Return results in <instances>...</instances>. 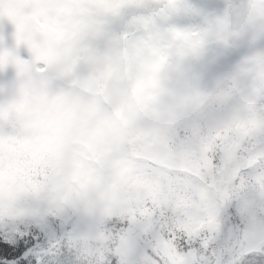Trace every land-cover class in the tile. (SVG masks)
<instances>
[{"label":"snow or ice","instance_id":"6c2138e0","mask_svg":"<svg viewBox=\"0 0 264 264\" xmlns=\"http://www.w3.org/2000/svg\"><path fill=\"white\" fill-rule=\"evenodd\" d=\"M255 5L264 9V0H244L242 6L254 9ZM18 6L19 12L14 11ZM232 7L230 4L226 13ZM181 15L201 16L203 23L180 27L174 20ZM257 19L259 25L252 28L264 35V16ZM54 21L65 29V71L73 66L71 80L82 84L98 81L95 94L107 106H113L125 95L128 83L135 81L136 87H143L145 81L139 76L145 70L158 74L170 60L199 59L210 42L227 47L245 32L238 27L226 32L223 17L204 14L189 0H0V24L8 22L14 28L13 47H7L0 35V71H7L8 67L19 71L23 37L45 30ZM118 24L122 26L120 30L116 29ZM256 59H245L248 67L232 78L227 89L200 93L196 111L187 109L183 98H179L168 122L155 130L162 141L155 149L158 156L174 163L196 160L200 165L199 176H174L170 180L172 187L211 185L208 215L195 233L181 230L179 238L174 239L178 222L163 204L135 222L115 215L97 223L69 213L49 215L43 221L0 217V235L18 242L15 247L0 243V257H18L33 247L32 234L52 232L64 235L51 247L66 242L69 254L75 255L74 264H167L160 255L161 240H174L184 255L180 264H246L249 257L256 260L254 254H264V225L250 231L240 228L225 236L227 213H238L243 218L242 203L234 191L241 193L244 203L251 202L248 197L254 200L257 196L264 201V122L243 138L222 139L229 124L235 126L226 118L233 104L243 101L246 109H264V57L259 58L258 67L254 66ZM98 66L103 70L97 71ZM32 71L46 80L52 79L54 87L71 84L46 64H36ZM4 104V98L0 99V110ZM217 104L223 107L218 108ZM137 137H130L134 144ZM253 185L259 188L258 193ZM122 230H126L128 238L122 255L106 250L101 234L116 236ZM111 247L108 242L107 249ZM191 249L197 250L194 259L189 255ZM101 251L103 261L99 259ZM257 264L264 262L257 260Z\"/></svg>","mask_w":264,"mask_h":264},{"label":"rangeland","instance_id":"374dc122","mask_svg":"<svg viewBox=\"0 0 264 264\" xmlns=\"http://www.w3.org/2000/svg\"><path fill=\"white\" fill-rule=\"evenodd\" d=\"M189 2L193 5L194 2H201V0H189ZM234 0H203L201 4V8L203 11H207V9H204V6L208 5L209 7H216L218 6L222 11H225V9L229 5L232 4ZM14 11L19 12V6L14 9ZM202 11V13H204ZM183 16V15H182ZM181 16V17H182ZM181 17L179 19H175L174 23L177 24L180 27H188L187 24L193 23L196 26H200L203 23L202 17L195 15L191 16L189 18H183L181 21ZM10 24V23H8ZM6 25V24H5ZM0 26H2L0 24ZM121 25H116V29L120 30L119 27ZM47 32L49 31L50 38L55 39V41H51L49 44V47L47 46L46 49L41 48L42 42L39 40L38 45H31L28 41V38L32 35L31 32H29L27 35H25L22 39L23 47L29 48L28 50H23L20 57L23 59L21 62L23 66H30L32 64H46L51 65L55 63L54 61L50 60L48 58L49 54H47V51L49 50L52 53L58 54L56 45L63 43L64 40V33L65 29L59 22H52L48 25H46ZM256 35L253 37V35ZM247 37L249 39H252L255 45V47L252 50H247L246 54L247 57L251 56L249 53L253 51L254 53L264 51V35H261V32L258 28H250L247 31L244 32L243 35H241L239 38L231 41L228 48L233 52L236 51L237 53H233L236 57H239V53L241 51L239 46V40L241 37ZM14 38V37H13ZM12 38V39H13ZM251 40V41H252ZM4 42L6 43L5 39ZM48 40H46L44 43L47 44ZM253 45V46H254ZM9 48L14 46L13 44H8ZM216 47L218 49H216ZM222 48L220 44L216 42H210L203 53V55L191 62H187L185 67L187 71L194 73L198 77L199 84H203V82H206L205 78L208 79H214L216 76L219 77L215 81V86H212L208 92H215L219 88H221L223 85L224 77L229 75V78H233L237 73V68L235 70L231 71V68L225 64V59L223 62H221V58L223 56L222 54ZM225 53V50L223 51ZM241 54V53H240ZM48 55V56H47ZM253 55V54H252ZM232 56V54H231ZM20 59V58H19ZM15 61V60H14ZM217 61L222 63L221 67H215L214 65L217 64ZM73 70V66H70L67 71L71 72ZM220 72L216 74L217 71ZM17 72L16 69L13 67H8L7 71H0V74H11ZM25 77V80L27 83L21 88V91L23 93H26L27 95H30L31 98L28 99V104L31 108L39 107L41 105H45V102H48L49 97L52 95L49 91V81L41 78L39 81L38 88H33L31 86L32 81V74H27ZM15 76H12L9 81H3L0 82V94L3 95L5 91L8 93L11 92V86L12 82L14 80ZM213 83V82H212ZM98 87V83L96 82H89L87 85V94L89 96L86 100H81L77 107H72L69 109V112H78L80 115V118L82 121L87 122L90 119H97V125L93 133V140L90 144V150L96 154H100V150L103 149L104 152L114 153V159L111 161V163L107 166L106 169L108 170L109 175L117 174L118 172L124 171L125 168L129 167L131 169L133 165H128V160H126V152L123 150V145L121 142L117 141L119 140L116 136L121 133L123 134V130L121 128L120 122L122 118L124 119L126 126L129 123V120L132 116L137 114L138 112V102L132 101L129 102L127 105L119 107L120 111L118 114V118L115 117V112L108 111L107 105L101 104L98 99H94L93 95L95 93L94 89ZM30 107H26L24 109V114H27L30 117H33L35 113L30 109ZM115 111V109L113 108ZM135 110V111H133ZM111 113V115H103L104 113ZM48 114V111H42L39 110L37 113V116ZM123 113V115H122ZM51 121L55 124H50L49 131L51 129H56L58 132H61L63 129L66 128L68 121H64L63 119L58 117V121L64 126L58 125V121L54 120V117H50ZM4 122V120H1ZM254 118L248 119L246 121H243L247 123L249 126L250 124H253ZM41 122L44 124V120L41 119ZM26 126H30L28 123H26ZM241 123H238L235 125V127H239ZM5 127V126H3ZM160 126H156V129ZM40 130H44V127H41ZM49 131H47V135L49 139L51 138L53 140V144L59 143L62 144V137L60 135L51 136L49 135ZM148 134V128L145 129L143 134H141V137H137V142L133 145V152L138 153L139 155L143 156H149L151 158H154L156 156L155 149L157 148L158 144L161 143V140L157 135H154V131L148 136L145 134ZM98 136V137H97ZM38 136V138H40ZM100 139L99 140H97ZM110 138V141L109 139ZM123 138V137H121ZM117 141V142H115ZM122 141V140H121ZM0 217L3 218H18V217H28L32 218L38 221L45 220L49 215L55 216L63 213H69L71 215L78 216L86 221H94L96 222L101 221L102 217L109 216L112 213V208L117 207L119 208L117 211L122 210V208L126 207L125 203L127 202L126 199L123 196H119L118 198L114 197L113 195L110 196V198H101L100 194L105 193L106 196L109 194V192L113 193V185L116 186H122V183H115L113 181H110L111 184L104 185L100 190L97 191L95 194V200L94 203L101 202V205L98 208L95 206H86L82 203L84 192L88 186V183L90 181L92 182H100L101 181V172L100 174H97L96 169H85L81 168L78 171H76L74 174H72L70 177L66 176L59 165L56 167V170L54 171V175L50 181V183H46V180H42L41 182L36 183L38 185V188L40 191L34 195V198L31 200L29 195L22 194L21 197H17L20 194V191L18 190L15 181L12 179L14 176H11L10 170L12 169V163H10V159L13 158L11 153H8V148L13 146V141L10 140V134L9 129L7 127L6 132L4 134V137L2 138V142H0ZM143 146H146L145 149H143ZM15 156L18 157V159L22 160L21 163V169L25 170V174L21 177L24 179V181L29 180L30 183L33 182L34 178L37 176V174L40 172L41 168L47 163V161H43L42 154H32L29 153H22L17 152ZM166 163L172 164V169L176 170L177 168H180V163H174L169 162L166 160ZM143 164L146 168L141 172V177H138L135 175L132 177V180L130 181L129 187H134V178H140V184H147L154 176V173L157 172V168H152V165L149 166L147 162L140 163ZM183 164V162H182ZM184 165V164H183ZM149 166V167H147ZM152 168V169H151ZM151 169V170H150ZM165 172V171H164ZM181 172L185 175H191L189 172H187L185 169H181ZM166 173V172H165ZM162 174V173H161ZM48 175V174H47ZM131 176V172L126 177L129 178ZM47 177V176H46ZM44 177V178H46ZM62 180L63 182H59V180ZM126 182L124 179L123 184ZM114 186V187H116ZM139 186V185H138ZM147 186V185H146ZM200 189L201 194V202L200 207L194 206V200L191 202L185 201L183 203L179 204V208L182 207L189 208L186 209L184 214L187 216L188 220H191L193 224H196L198 227L202 225V222L204 221L205 217L208 215V208H207V202L211 199L213 195V191L211 187H201L197 185ZM12 187V189H11ZM35 188L34 186L28 187L29 190ZM142 192L147 193L144 191V189H141ZM33 196V195H31ZM162 197V196H160ZM168 199V198H167ZM185 200V197L183 198ZM113 202V203H111ZM111 203V204H110ZM205 208H204V207ZM107 207V208H106ZM136 206H134V210L131 215V219L135 222L136 220L140 219L141 217H138V214L135 211ZM242 210V207H241ZM195 211L194 215L192 212ZM244 211V210H243ZM242 211V212H243ZM138 217V218H137ZM184 221V220H182ZM241 220H238L237 225H240ZM63 233L62 232H52V233H44L43 235L39 234H32L31 238L35 241L33 248L34 250H39L41 252L40 255H44L46 253V250H52L54 248L51 247V245H56L58 242H60L63 239ZM2 236L4 239L9 241L10 243L18 244V242L9 236ZM43 237L42 241H40V238ZM109 237L107 234L106 239ZM120 238L117 250L119 252V255H122L123 248L128 243V238L125 233V231H121L120 234L116 235V239ZM22 240H25V243H27V239L25 237H21ZM169 240H161L160 244V255L165 256L166 259L168 258L167 264H180V261L183 260L184 255L182 253H176L171 249L173 247L171 244L168 243ZM126 242V243H125ZM197 252L195 250H190L189 255L194 259L196 257Z\"/></svg>","mask_w":264,"mask_h":264},{"label":"clouds","instance_id":"9594fccd","mask_svg":"<svg viewBox=\"0 0 264 264\" xmlns=\"http://www.w3.org/2000/svg\"><path fill=\"white\" fill-rule=\"evenodd\" d=\"M244 0H234L232 10L223 16V27L227 32L232 28H239L241 31H247L253 26H258L257 17L264 16V9H260L259 5H255L254 9L243 7ZM57 53L60 59L47 67L53 68V72L61 77H67L71 84L70 86L58 88L54 87V81H49V91L53 97H63L72 100H86L89 98L87 94V84H82L76 80H71L72 73L65 71L64 62L65 45L64 43L56 45ZM251 57L257 58L254 61V66H260V57H264V51L254 53ZM197 60L195 57H190L183 62L170 60L161 71L156 74L149 70H145L139 76L140 80L145 81L143 87H136V82H130L127 85V92L118 101L115 102L113 108H119L127 105L129 102H138V112L129 120L127 127L122 134V145L133 144L130 137L133 134L137 136L143 134L146 128L150 126H164L168 122L169 115L179 98H183L187 109L196 111L200 102V93H204L200 86L198 77L187 71L185 65L187 62ZM248 63L244 60L237 69L235 76L242 74ZM101 67H97V71H102ZM39 73L33 72L31 86L38 88L41 79ZM232 82L229 80L224 86L218 90L227 89ZM27 83L25 77L20 71H17L12 82L11 92L3 93L5 104L3 109L7 110L10 102L19 101L21 99V88ZM96 83H99L96 81ZM217 90V91H218ZM216 92V91H215ZM97 99V97H93ZM218 108L223 107V104H217ZM103 115H111L104 113ZM226 118L233 121L234 124L241 123L248 119L254 118L259 122H264V109L249 110L244 107L243 101H238L233 104L231 111L226 115ZM97 119H90L87 122L81 120L79 113L69 118L65 129L58 132L56 129H51L49 135L62 137V147L58 153V162L64 174L70 177L81 168L85 169H106L114 159V153L104 152L100 150V154L96 155L90 150V144L93 140V133L97 125ZM252 130L249 134H251ZM44 133L37 129L36 135L40 136ZM219 135V133H218ZM236 139L238 132L236 127L229 124L224 130L222 139ZM110 141V138H108ZM126 152V149H125ZM256 192H259V188ZM234 196L241 200L242 206L245 204L239 191H234ZM251 201L247 203L243 213V230L250 231L252 228L264 225V201H261L257 196L254 200L248 197Z\"/></svg>","mask_w":264,"mask_h":264},{"label":"trees","instance_id":"16d2710c","mask_svg":"<svg viewBox=\"0 0 264 264\" xmlns=\"http://www.w3.org/2000/svg\"><path fill=\"white\" fill-rule=\"evenodd\" d=\"M203 0H201V2H194L193 6L200 10V12H202V8H201V4H202ZM205 9V6H204ZM204 14L207 15H211V16H216V17H223L225 15V11H222L218 6H216L214 9H210L207 11H203ZM182 16V15H181ZM181 16L176 17L175 19H179ZM184 18H189L191 17V15H183ZM183 16L181 17L180 21L183 18ZM188 20V19H187ZM187 26H196L195 24L191 23L187 24ZM122 26L119 27V29H121ZM256 35L254 34L253 37H255ZM249 39L248 36L247 37H241L239 40V46L238 48L241 49L240 53H239V57H236L233 53H237L236 51L233 50V52L227 47L225 46H221L222 50V58H221V62H223V60L225 61V64L228 66V68H231L232 70H235L236 68L238 69V67L241 65V63L247 58V54L246 51L253 49L255 47L253 40ZM254 45V46H253ZM216 49H218L216 47ZM225 50V53H223V51ZM232 54V56H231ZM250 55L254 54L253 51H251L249 53ZM219 65L222 66V63L219 62ZM227 76V75H226ZM229 78V75L227 76ZM209 83V82H207ZM205 82V84H207ZM210 85L207 84L206 85H202L200 88L205 91L208 92L210 89ZM1 96V94H0ZM17 101H13L10 102L8 107L12 106L13 104H16ZM7 107V110H8ZM3 111H5V109H3ZM14 111H6V112H1L0 111V132H2V134H5L7 127L14 130L15 128L12 126H5L3 127L6 123H10V124H15V115L13 113ZM1 120H4L1 121ZM260 122L257 121L256 119H254L253 124H250L251 126H249L247 123L245 122H241V125H239V127L236 128L237 132H238V138H243L244 136L248 135L250 133L251 130H253L255 127L258 126ZM16 132V131H15ZM1 138V137H0ZM234 139V140H236ZM17 142L13 141V146L8 148V153H11L12 157L10 159V163H12V167L14 166V170H20V167L18 166L17 162H19L17 160V156H15V154L17 152H22V146L21 143L19 141V138L16 137ZM1 147V145H0ZM23 153V152H22ZM16 162V163H15ZM45 169V165L41 168L42 172ZM48 170V168H47ZM38 174H41V172H39ZM27 181V180H26ZM33 184H25V192H27L28 187L32 186ZM34 189V188H33ZM33 189H31V191H33ZM169 191L170 192H175L174 196L171 198H168L167 201H165L164 198H149V200L147 199H142V205H146L150 212L153 211L154 208H158L161 204H163L166 208L170 209L169 211V216L170 217H174L176 219V221L178 222L177 224V235L174 239H178L179 238V232L181 230L187 231L189 234L195 233L200 227H198L196 224H193L191 220L187 219V216L184 214L186 209L189 208H185L182 207L181 209L179 208V204L183 203V198L185 197L184 193L182 191L179 190V187H169ZM191 210V209H189ZM231 213L234 212H228L226 215V223H225V236L229 235L231 232L236 231L240 228H242L244 221L242 220L241 217H239L238 213H234L235 215H233L231 217ZM184 220V221H182ZM238 220H241L242 222H240V225H237ZM43 237L40 238V241H42ZM174 241V240H173ZM0 243H7L10 247H15L17 246V244H14L12 246L13 243H10L9 241H7L6 239H4L2 236H0ZM63 246V245H62ZM178 247V246H177ZM191 250H195V252H197L196 249H191ZM51 254L48 255H43L40 256L41 252L39 250H34L33 247L31 248H26L25 251L23 253H21L20 256L18 257H13L11 259L8 258H3L0 257V264H23L24 261H28V264H58V258H59V264H74L75 259L73 257H75L74 254H69L67 245H66V250H60L59 248H54L53 250L50 251ZM256 256V260H252L251 257H249V260L246 261V264H257V260L264 262V254H254ZM40 256V257H39ZM34 258V259H33ZM102 261V260H101Z\"/></svg>","mask_w":264,"mask_h":264}]
</instances>
